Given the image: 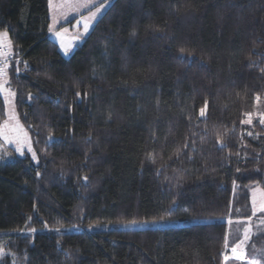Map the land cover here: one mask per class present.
<instances>
[{"label":"trees","instance_id":"16d2710c","mask_svg":"<svg viewBox=\"0 0 264 264\" xmlns=\"http://www.w3.org/2000/svg\"><path fill=\"white\" fill-rule=\"evenodd\" d=\"M49 26L0 0L38 154L0 159V264H227L264 191V0H111L69 57Z\"/></svg>","mask_w":264,"mask_h":264},{"label":"rangeland","instance_id":"374dc122","mask_svg":"<svg viewBox=\"0 0 264 264\" xmlns=\"http://www.w3.org/2000/svg\"><path fill=\"white\" fill-rule=\"evenodd\" d=\"M101 1L102 0H52V28H54L57 22L53 13L56 11V14L58 15V9L60 12L63 11L62 14H64V16L73 15V17L68 20L69 22H67V26H64L65 28H57L52 35L53 40L57 42L59 48L61 43L67 47L68 54L65 55L66 57H69L74 53L70 52L74 49V41L78 40V33H83L82 25L80 27H75L76 21L88 17L91 13L96 12L97 8L101 9V12L97 14L99 18L105 6ZM85 10L87 11L85 12ZM64 29H67V32H64ZM55 33H60V36H55ZM0 47V52H3L6 56L12 57L15 54L16 49L7 30L0 32ZM0 94L3 97L5 104V119L0 125V159L2 156H8L7 153L9 150H12L17 156H30L32 158L31 152L28 150L30 144L32 151L36 153L37 160L38 154L34 147L32 135L19 117L15 103L16 93L14 89L9 86L8 76L5 73H0ZM6 121L7 124H5ZM5 136H7L8 139H5ZM18 149L23 151V155L17 151ZM250 200L252 208L254 207V201L255 207L259 208L261 203H264L263 189L260 187L253 188L250 192ZM262 217H264V212H256L255 215L251 216L250 220L248 218L247 220L240 221L244 223L240 232V223L235 222L233 224V235L242 233L241 237H239L240 239L237 237V241L235 237V246L244 240L245 228H249V234L248 239L244 240L242 247L239 249L244 256V259H236L233 253L230 252L227 264H264V236H261L264 233V223L260 222ZM259 235L262 238H259ZM233 247L234 246L230 247V250Z\"/></svg>","mask_w":264,"mask_h":264},{"label":"snow or ice","instance_id":"6c2138e0","mask_svg":"<svg viewBox=\"0 0 264 264\" xmlns=\"http://www.w3.org/2000/svg\"><path fill=\"white\" fill-rule=\"evenodd\" d=\"M49 3L51 4V0H49ZM100 12H101V9L97 8L96 12L91 13L88 17L81 18L80 20L76 21L75 27H80L81 25L83 27V34L82 35L86 36L88 34V32L90 31V27L92 26L93 22L97 21V19H98V15L97 14L100 13ZM49 31L50 32L52 31V26L51 25L49 26ZM63 31L67 32V29H64ZM133 35H135V33H133ZM55 36L59 37L60 33H55ZM60 48L64 52L65 55L68 54V49L63 43L60 44ZM181 52H183V49H181ZM76 95H77V97L80 96L79 93H77ZM29 98H31V94H29ZM257 99H259V97H257ZM206 108H207V101L205 102V108H201L200 109V113L199 114H200L201 117H205ZM247 115H248L249 118L246 121H242L241 123H247V124L251 125L253 123L252 114L248 113ZM259 122H260L261 125H264V113L261 114V118H260ZM5 124H7V121L5 122ZM248 135L251 136L252 133L249 132ZM4 138L8 139L7 136H5ZM51 139H54V137H52ZM28 150L31 152L32 159L35 161L36 160V153L34 151H32L30 144L28 146ZM17 151H19L20 154L23 155V151L21 149H18ZM237 171H239V169H237ZM39 175H40V173H37V176H39ZM84 180H87V177H85ZM253 205H254V207H253V215H255L256 212H264V203H261L259 208L255 207V201L253 202ZM250 219H251V217H249V220ZM157 222H163V218H161V220L157 221ZM260 222L264 223V217L261 218ZM229 223H231V221H229ZM88 227H89V229H92L94 226L93 225H89ZM32 231H35V230H32ZM54 231L59 232L60 230L59 229H55ZM248 234H249V228H245L244 229V240L248 239ZM244 240H242L240 243H238L236 246H234L231 249V252L233 253V255L235 256L236 259H239V260H243L244 259V256H243L242 252L239 251V249L242 247V245L244 243ZM225 247L227 248V241L225 243ZM225 259H228V257L225 256Z\"/></svg>","mask_w":264,"mask_h":264},{"label":"crops","instance_id":"0c3cea01","mask_svg":"<svg viewBox=\"0 0 264 264\" xmlns=\"http://www.w3.org/2000/svg\"><path fill=\"white\" fill-rule=\"evenodd\" d=\"M110 1L111 0H102L101 2H102V4L103 5H105L104 6V9H103V11H102V13L100 14V16H99V18L102 16V14L106 11V9L108 8V6H109V4H110ZM55 6V5H54ZM87 10H85V12H86ZM58 15L56 14V11H55V13H53L54 14V16L56 17V20H57V22H56V25L54 26V28H52V31L51 32H49V35H50V37L52 38V35L54 34V31L57 29V28H65L64 26H67V22H69L68 20L70 19V18H72L73 17V15L72 16H70V15H68V16H64V14H62L63 13V11H59V9H58ZM49 16H50V25H51V23H52V0H51V4L49 3ZM79 16V15H78ZM98 18V19H99ZM98 19H97V21H98ZM96 21V22H97ZM95 22V23H96ZM95 23L93 22V24H92V27H91V29L93 28V26L95 25ZM90 29V30H91ZM90 32V31H89ZM88 32V33H89ZM83 33H78V40L77 41H74L75 42V46H74V49H72L70 52H74L75 51V49L77 48V46L79 45V44H81L82 43V41L84 40V38H85V36L84 35H82ZM53 39V38H52ZM55 41V40H54ZM1 48V47H0ZM62 52V51H61ZM63 53V52H62ZM63 55L65 56V54L63 53ZM10 58V56H6V55H4V53L3 52H0V60H4V59H9Z\"/></svg>","mask_w":264,"mask_h":264},{"label":"built area","instance_id":"2783aa9c","mask_svg":"<svg viewBox=\"0 0 264 264\" xmlns=\"http://www.w3.org/2000/svg\"><path fill=\"white\" fill-rule=\"evenodd\" d=\"M9 59H4V60H0V73L2 74H6V70L4 69V63L7 62ZM81 229H84L85 231H87L86 228H82Z\"/></svg>","mask_w":264,"mask_h":264}]
</instances>
